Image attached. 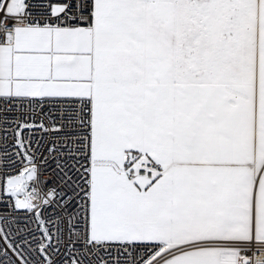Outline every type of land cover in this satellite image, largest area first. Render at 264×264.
<instances>
[{
    "label": "snow or ice",
    "instance_id": "obj_1",
    "mask_svg": "<svg viewBox=\"0 0 264 264\" xmlns=\"http://www.w3.org/2000/svg\"><path fill=\"white\" fill-rule=\"evenodd\" d=\"M0 264H264V0H0Z\"/></svg>",
    "mask_w": 264,
    "mask_h": 264
}]
</instances>
